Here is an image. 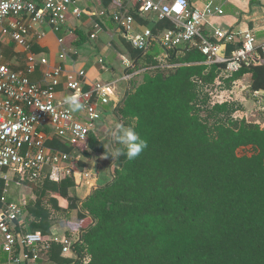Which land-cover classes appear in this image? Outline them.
<instances>
[{
	"label": "trees",
	"instance_id": "16d2710c",
	"mask_svg": "<svg viewBox=\"0 0 264 264\" xmlns=\"http://www.w3.org/2000/svg\"><path fill=\"white\" fill-rule=\"evenodd\" d=\"M131 1L126 0L127 13L155 34L175 28L170 19L151 25L141 16L140 3L128 8ZM114 2L102 0V5L109 9ZM77 34V46L90 41L84 30ZM124 42L137 60L130 73L147 70L131 80L116 115L148 146L134 160L113 159V151L123 147L113 140V127L106 147L94 143L99 131H93L84 156L101 155L111 180L81 204L71 193L77 190L72 177L56 183L47 176L34 186L21 222L27 232L48 235L54 212L72 211H78L75 227L83 230L73 249L78 261L62 259L57 243L40 257L56 264H264V128L232 117L236 108L230 103H210L204 86L214 84L225 65H206L207 58L189 48L171 53L166 61L176 67L163 69L161 46L142 55ZM238 47L230 45L225 55ZM263 60L264 54L225 82L250 74L252 90L264 91ZM48 146L75 150L56 139ZM242 149L252 152L240 155ZM59 198L67 200V209Z\"/></svg>",
	"mask_w": 264,
	"mask_h": 264
},
{
	"label": "built area",
	"instance_id": "2783aa9c",
	"mask_svg": "<svg viewBox=\"0 0 264 264\" xmlns=\"http://www.w3.org/2000/svg\"><path fill=\"white\" fill-rule=\"evenodd\" d=\"M86 1L92 5L82 6L80 0H0V255H7L6 264L36 263L41 251H49L53 243L63 246L65 257L73 255V246L77 239L80 240V235L75 239L68 235L49 237L41 232H27L21 225L33 198V188L47 176L56 183L72 177L77 189L93 192L100 187L99 174L81 165L90 134L107 119L111 112L106 110L107 107L116 114L131 80L147 70L130 73L137 60L130 54H122L121 79L92 83L85 69L68 71L56 66L44 72V83H36L31 76L39 64L44 65L47 61L33 52V42L45 37V26L58 33L71 29L73 20L80 22L86 17L93 27L89 38L96 41L107 31L108 23H113L116 29L111 31L109 28L111 41L119 36L142 55L154 44L161 46L163 69L176 67L166 61L171 53L198 49L207 58L206 65H225L216 82L204 86L212 105L230 103L226 97L232 92L225 96L219 90L222 85H227L224 79L239 72L244 64H257L256 60L264 54V36L259 38L253 30L237 32L217 27L212 35L204 32V28L211 25V17L225 14L215 0L207 1L202 8L194 7L190 0H135L141 4V16L151 25L163 19H170L175 24V28L158 35L151 26L141 24L127 13L126 0H115L109 9L103 6L98 9L93 0H82L83 3ZM258 1L264 9V0ZM69 41L59 39L62 59L69 58L72 51L74 41ZM231 44L239 47L228 57L225 52ZM10 45L21 49L19 53L24 57V66L2 62L4 48ZM98 63L103 72L112 73L104 56L99 57ZM64 79L67 92L61 94L59 88ZM121 82H128V87L122 91L118 87ZM77 93L84 107L72 112L65 97ZM251 94L259 104L264 101V91ZM53 139L75 150L65 153L49 147L48 142ZM12 182L23 189L19 200L9 199Z\"/></svg>",
	"mask_w": 264,
	"mask_h": 264
},
{
	"label": "crops",
	"instance_id": "0c3cea01",
	"mask_svg": "<svg viewBox=\"0 0 264 264\" xmlns=\"http://www.w3.org/2000/svg\"><path fill=\"white\" fill-rule=\"evenodd\" d=\"M100 1L102 5V0H93V4L98 9H102V6H103V5L102 6L100 5ZM190 1L194 7L196 6L197 8H202L203 5L209 0H190ZM215 1H216V5L222 7V9L225 11V14L220 15V16L211 17L209 19L211 25H207L204 28V32L206 34L212 35L215 28L223 27L226 29H234L237 32L253 30L255 31V33L257 34L259 38H262L261 35L264 34V31H263L264 9H263V5L258 0H215ZM109 24L111 23H108L107 31L104 32L108 36H109ZM92 29H93L92 22L90 19L86 17L82 21H80V24L72 25L71 29L64 30L63 37L59 36L57 32L53 31L50 27L45 26L44 30L46 32V35L41 40H34L33 52L37 54L40 58L46 59L47 62L44 65L42 64L38 65L35 73L31 76L32 80L36 83H44L43 81L44 72L56 66H62L65 70H68V71L72 69H76V68L85 69L88 72L90 82L92 83L97 82V81L109 82V81H114L116 79H121L122 78V74H121L122 67H121L120 62H116V61L114 63L110 62V59L108 56L109 50L111 51L112 56L115 55L114 53H120L122 49L118 47L115 48V46L111 47L112 45L111 46L108 45V47L102 48V52L97 56V54L96 55L93 54L92 49H91L92 53H90L89 50H84V51L82 50V48L85 47L87 43L82 47H78L77 49L73 45L72 51L69 53V58L62 59L60 57V51H61V48L59 45L60 38H67L68 41L72 40L74 41L73 44H76V42L79 40V35L77 34L78 30H84L85 32L88 33V35H90V33L92 32ZM70 31H73V34H70ZM48 42L50 43V45L48 44ZM56 44L59 47V50H58V47H54L56 46ZM231 45L234 46L237 44H231ZM229 46L226 49V52H225L226 54H228ZM20 50L21 49L16 47L15 45L6 46L3 51L5 55V59H3L2 62H9L10 64L15 65V66H24L25 61H24V57L22 56V54L19 53ZM7 54H10V55H7ZM102 56L106 58V61L111 66L112 73L102 71L101 64L98 63L99 57H102ZM72 59L75 62L72 61ZM248 76H250V79H251L250 74L246 75L244 79ZM239 82H242V80H240ZM121 84L122 82L120 83V85ZM59 91L61 92V94H65L67 92L65 79L63 80V84L60 86ZM108 113L110 114L107 116V119L103 122V125L100 126L97 130L99 131L98 132L99 135H96L92 138L94 140V143H97L98 147L100 146L106 147V144L104 143V141L108 137V131L110 130V127L114 128V126L118 123L117 115L114 114V116H112L113 114L111 115V112H108ZM98 157H101V159ZM102 158L103 157L101 155L94 154L90 158H87L84 156V160L82 161L83 164L85 163V165H88L90 162V165H92V167L94 168L96 167L95 166L96 164H98V166L102 165L103 168H105L103 164L107 165V168L109 169L108 175L107 177L103 178V182L101 181L99 186H104L105 184L109 183L111 180L110 179L111 176H109V172L111 174V168L107 164V161ZM93 159L95 160V162L93 161ZM100 161L101 163H99ZM87 162L88 164H86ZM71 193L80 199V204H81L90 197V195L92 194V191L82 188V189H77L76 191L72 189ZM59 201H60V205L62 208L64 209L68 208L67 200L59 198ZM62 202H64V205ZM26 214H25V217H26ZM68 214L70 216V221L73 222V225L75 226L78 221V211H72ZM55 226L56 225H54V222H52L51 233L48 234L49 237L56 236V235L62 237L64 235H68L67 233H63L62 231L60 232L57 228H55ZM69 230L72 231V227H70ZM73 230H76V228L74 227ZM81 231L82 230H80V232ZM3 256L4 254H1L0 259H2ZM61 257L62 259H65V260H68V259H76L77 261L79 260L78 256L74 252H73V255L69 257H65L63 254H61ZM6 263H7V260H6ZM32 264H56V263L53 261V259H50V258L46 259L45 256L44 257L42 256L36 261V263H32Z\"/></svg>",
	"mask_w": 264,
	"mask_h": 264
},
{
	"label": "rangeland",
	"instance_id": "374dc122",
	"mask_svg": "<svg viewBox=\"0 0 264 264\" xmlns=\"http://www.w3.org/2000/svg\"><path fill=\"white\" fill-rule=\"evenodd\" d=\"M80 1H81L82 6H85L86 3L91 5V3H89L88 1H86L84 3L82 2V0H80ZM134 1L135 0H132L129 3L128 8H130L131 6L136 4V2H134ZM100 5H101V1H100ZM101 6H100V8H101ZM78 24H80L79 21H77V22L75 20L72 21V25H78ZM109 28L111 31H113L114 29H116V25L111 23V24H109ZM64 30H67V29H64ZM63 31L58 32L57 34L59 36L63 37V35H64ZM261 36L263 37L264 34H262ZM110 39L111 38L106 33H102L98 40L88 42L87 45L82 48V50L83 51L89 50L90 53H92V51H91V49H92L93 54L94 55L97 54V56H98L102 52V48L108 47V45H110V46L112 45L111 47L115 46V48L118 47V48L122 49V51L120 53H114L115 55L112 56L111 51L109 50L108 56H109L110 62L114 63L116 61V62H120V64H121L120 55H122V54L129 55L130 54L129 48L125 44L124 40H122L119 36H116L114 41H111ZM48 44L50 45L49 42H48ZM73 45L76 49L78 47H80V46H77V44H73ZM54 47H58L57 44ZM96 48L98 51L96 50ZM58 50H59V47H58ZM7 55H10V54H7ZM135 82L138 84V81H135ZM139 83H140V81H139ZM118 87L122 91L123 87L121 86V88H120V85ZM219 90H221L222 94H224L225 96L227 94H229V92H232V95L230 97H228V96L226 97V99L229 100L230 104L234 105L236 108V112L232 113V115H231L232 117L233 116L235 118L238 117L239 119L244 117L249 123L258 124L264 128V101H262V103L259 104L258 101H256L252 97L251 93L255 92V91L252 90L250 76L246 77L244 80H242V82H238V83L231 84V85L227 84L225 86L222 85ZM107 110L111 111V115L113 114V112H112L113 109L111 107H107ZM112 116H114V114ZM211 123H212V121H211ZM100 126H102V125H100ZM251 152H252L251 149H242V150H240L239 153H240V155H242V154H251ZM98 158L101 159V157H98ZM93 161L95 162L94 159H93ZM99 163H101V161ZM86 164H88V162ZM83 166L92 168L95 172H97L99 174V176H100L99 183H101V181L103 182V178L107 177V175H108L109 169L107 168V165L103 164V166L105 167V168H103L102 165L98 166V164H96L95 165L96 167L94 168V167H92V165H90V162H89L88 165H85V163H84ZM109 176H111L110 172H109ZM10 188L11 189H10V193H9V199L10 200H19L20 192L23 191V189L18 188L15 185V183H13V182L11 183ZM62 203L64 205V202H62ZM52 221L54 222V225H56L55 228H57L60 232L62 231L63 233H67L68 236H70L74 239L79 237L80 230H77V229H79V226H76L77 227L76 228L73 225V222L70 221V216H68V214H65L63 212H54ZM70 227H72V231L69 230ZM74 227L76 228V230H73ZM66 229H68V230H66ZM7 259H8L7 255L4 254L3 258L0 259V264H5Z\"/></svg>",
	"mask_w": 264,
	"mask_h": 264
},
{
	"label": "clouds",
	"instance_id": "9594fccd",
	"mask_svg": "<svg viewBox=\"0 0 264 264\" xmlns=\"http://www.w3.org/2000/svg\"><path fill=\"white\" fill-rule=\"evenodd\" d=\"M79 93L65 97V103L69 105L72 112L80 111L84 106L78 100ZM111 135L115 142L122 145V148H116L111 157L116 159L125 156L128 160L136 159L146 148L147 141L135 131L134 127L125 126L117 123L111 130Z\"/></svg>",
	"mask_w": 264,
	"mask_h": 264
},
{
	"label": "water",
	"instance_id": "95a60500",
	"mask_svg": "<svg viewBox=\"0 0 264 264\" xmlns=\"http://www.w3.org/2000/svg\"><path fill=\"white\" fill-rule=\"evenodd\" d=\"M82 233H83V231H81L80 240L79 241H81V239H82ZM74 247H75V245L73 246V249H74Z\"/></svg>",
	"mask_w": 264,
	"mask_h": 264
}]
</instances>
